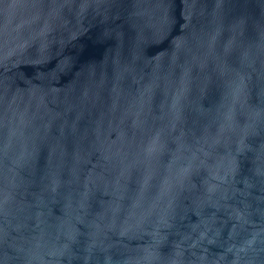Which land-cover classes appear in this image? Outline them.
Segmentation results:
<instances>
[{"label": "water", "instance_id": "obj_1", "mask_svg": "<svg viewBox=\"0 0 264 264\" xmlns=\"http://www.w3.org/2000/svg\"><path fill=\"white\" fill-rule=\"evenodd\" d=\"M0 264H264V0H0Z\"/></svg>", "mask_w": 264, "mask_h": 264}]
</instances>
